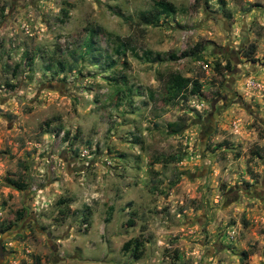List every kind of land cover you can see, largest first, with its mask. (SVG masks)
<instances>
[{
    "label": "rangeland",
    "instance_id": "1",
    "mask_svg": "<svg viewBox=\"0 0 264 264\" xmlns=\"http://www.w3.org/2000/svg\"><path fill=\"white\" fill-rule=\"evenodd\" d=\"M158 1L176 12L141 22ZM0 245L264 264V0H0Z\"/></svg>",
    "mask_w": 264,
    "mask_h": 264
},
{
    "label": "trees",
    "instance_id": "2",
    "mask_svg": "<svg viewBox=\"0 0 264 264\" xmlns=\"http://www.w3.org/2000/svg\"><path fill=\"white\" fill-rule=\"evenodd\" d=\"M176 12L175 7L166 1H158L155 4L154 9L150 13H142L140 14V21L143 22L144 24H155L159 20L160 16H170ZM187 53L183 52L181 54V57L185 58L187 57ZM189 79L179 77V76H173L170 77L167 81V89H168V94L170 97H178L179 95L182 94L183 90H185L189 84ZM199 89V85H198ZM197 89V90H198ZM199 91V90H198ZM197 91V92H198ZM12 187L20 191L22 189V186L14 181H10ZM86 220V219H85ZM132 220L128 221V225L132 226ZM133 244V247L131 245ZM141 247H142V242L139 239H134L133 241L126 242L122 246L123 251H129L131 248V255L134 259H138L141 256ZM243 258H246V254L243 253Z\"/></svg>",
    "mask_w": 264,
    "mask_h": 264
},
{
    "label": "flooded vegetation",
    "instance_id": "3",
    "mask_svg": "<svg viewBox=\"0 0 264 264\" xmlns=\"http://www.w3.org/2000/svg\"><path fill=\"white\" fill-rule=\"evenodd\" d=\"M3 259H4L3 246L0 245V264H2Z\"/></svg>",
    "mask_w": 264,
    "mask_h": 264
}]
</instances>
